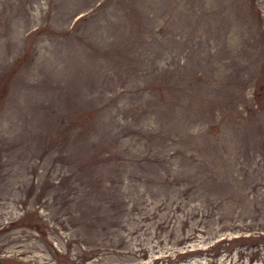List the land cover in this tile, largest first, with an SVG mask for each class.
Here are the masks:
<instances>
[{"label":"rangeland","instance_id":"rangeland-1","mask_svg":"<svg viewBox=\"0 0 264 264\" xmlns=\"http://www.w3.org/2000/svg\"><path fill=\"white\" fill-rule=\"evenodd\" d=\"M0 264H264V0H0Z\"/></svg>","mask_w":264,"mask_h":264}]
</instances>
